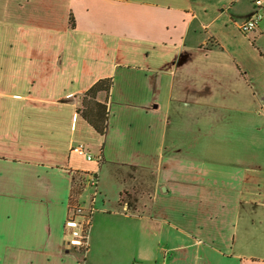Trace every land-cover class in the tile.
<instances>
[{
  "label": "crops",
  "instance_id": "0c3cea01",
  "mask_svg": "<svg viewBox=\"0 0 264 264\" xmlns=\"http://www.w3.org/2000/svg\"><path fill=\"white\" fill-rule=\"evenodd\" d=\"M254 9L0 0V264H264V15L240 30ZM108 77L100 134L78 106ZM76 201L94 207L85 253L68 243Z\"/></svg>",
  "mask_w": 264,
  "mask_h": 264
},
{
  "label": "built area",
  "instance_id": "2783aa9c",
  "mask_svg": "<svg viewBox=\"0 0 264 264\" xmlns=\"http://www.w3.org/2000/svg\"><path fill=\"white\" fill-rule=\"evenodd\" d=\"M255 9L253 13L248 16L240 25V30L244 33L251 32L255 30L259 21L263 18L264 15V0H254ZM72 151L84 156L87 160H97L101 161V155H95L87 151L85 146L82 144L76 145L72 148ZM99 183V175L97 172H93L89 178L84 175H80L77 190L81 194L85 189L86 185L92 187V196H91V205L95 202L97 195V188ZM93 209L91 207H83L80 203L76 201L72 205V212L66 221V227L69 229V245L73 248L85 253L90 239V227L93 215Z\"/></svg>",
  "mask_w": 264,
  "mask_h": 264
},
{
  "label": "trees",
  "instance_id": "16d2710c",
  "mask_svg": "<svg viewBox=\"0 0 264 264\" xmlns=\"http://www.w3.org/2000/svg\"><path fill=\"white\" fill-rule=\"evenodd\" d=\"M70 25L75 26L73 13L70 14ZM113 84V78H102L90 87L82 96L78 112L100 133L104 134L108 125L109 110L107 101ZM105 92L107 97L100 100V94ZM81 259L85 258L81 256Z\"/></svg>",
  "mask_w": 264,
  "mask_h": 264
},
{
  "label": "rangeland",
  "instance_id": "374dc122",
  "mask_svg": "<svg viewBox=\"0 0 264 264\" xmlns=\"http://www.w3.org/2000/svg\"><path fill=\"white\" fill-rule=\"evenodd\" d=\"M80 103H81V98L79 100V105ZM92 191H93L92 187L90 185H86L84 191L82 192L84 195V200L86 201L88 205L91 204L90 201H91Z\"/></svg>",
  "mask_w": 264,
  "mask_h": 264
}]
</instances>
